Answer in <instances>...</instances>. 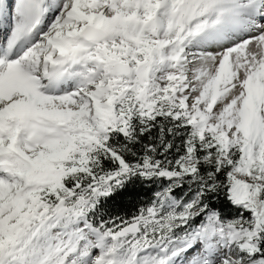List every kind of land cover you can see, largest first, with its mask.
Here are the masks:
<instances>
[{
  "label": "snow or ice",
  "instance_id": "1",
  "mask_svg": "<svg viewBox=\"0 0 264 264\" xmlns=\"http://www.w3.org/2000/svg\"><path fill=\"white\" fill-rule=\"evenodd\" d=\"M0 264H264V0H0Z\"/></svg>",
  "mask_w": 264,
  "mask_h": 264
}]
</instances>
